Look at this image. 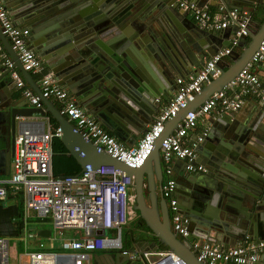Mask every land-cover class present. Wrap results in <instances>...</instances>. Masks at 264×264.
I'll return each instance as SVG.
<instances>
[{
  "label": "water",
  "instance_id": "95a60500",
  "mask_svg": "<svg viewBox=\"0 0 264 264\" xmlns=\"http://www.w3.org/2000/svg\"><path fill=\"white\" fill-rule=\"evenodd\" d=\"M3 1L10 17L18 25L29 27L30 48L45 60L49 57L53 61L51 64L46 62L58 83L70 91L89 115L120 139H124L126 132L137 138L146 130L158 109L155 99L172 91L169 83L173 82V78L189 72L191 67L196 71L208 57L229 45L231 29L218 35L213 30L199 27L186 15L175 11L174 0H168L170 4L166 0ZM190 1L199 6L206 2ZM256 1L263 2L224 0L227 7L244 6L249 9L255 6ZM154 8H157V17L148 15L149 23L155 25H150L143 36H132L135 43H131L143 59L133 57L132 37H117L114 42L110 34L125 19L142 18L143 13ZM237 29V26H232L234 34ZM263 36L264 16L259 23L251 20L249 33L238 37L240 50L234 46L218 62L221 73L204 85L186 107L166 121L150 154L137 168L106 154L101 146L83 137L57 107L49 109L61 127L60 138L68 152L80 162L81 170L106 164L132 177L133 207L142 225L129 232L125 241L128 252L133 248L142 252L150 249L152 252H165L158 264L165 261L172 264H204L190 249L189 237L177 236L170 227L169 210L161 192L160 142L172 132L187 111L202 104L213 92L222 90L238 74ZM223 38H227V42H222ZM0 43L14 67L31 84V74L23 69L1 27ZM8 72L0 73V167L6 160L3 164L5 171L0 169V174L9 172L15 127L20 119L32 113H44L42 108L28 107L13 100L4 79ZM33 89L41 103L47 105L49 98L42 97L39 86L35 84ZM259 104L244 120L238 121V117H232V112L229 115L222 113L214 120L213 128L204 137L209 142L203 140L195 148V162L202 164L206 171L189 172L176 178L174 194L180 212L189 219V236L223 247L235 245L246 234L254 239L264 238V126L261 125L264 106L262 102ZM125 123L132 125L127 128ZM213 136L215 140L212 142ZM181 162L187 171L186 162ZM50 233L49 228L37 230L40 237H48ZM141 251L136 260L149 264ZM173 255L179 258L177 262H173ZM91 258L92 264H132L129 253H94ZM262 262L264 251L250 264Z\"/></svg>",
  "mask_w": 264,
  "mask_h": 264
},
{
  "label": "built area",
  "instance_id": "2783aa9c",
  "mask_svg": "<svg viewBox=\"0 0 264 264\" xmlns=\"http://www.w3.org/2000/svg\"><path fill=\"white\" fill-rule=\"evenodd\" d=\"M181 12H190L193 21L201 28L213 31L237 26L238 29L229 45L208 57L191 75L175 79V89L170 98L158 109L152 122L142 133L138 142L125 146L107 131L94 117L80 107L74 96L59 84L53 72L46 70L42 59L29 46V29L16 26L11 21L5 6L0 2V27L18 56L24 70L38 73L42 97L58 101L59 112L76 127L79 133L103 148L106 154L129 167L141 166L150 154L153 143L163 132L166 121L174 117L187 103L192 101L202 87L221 73L218 62L225 58L237 45L240 35L249 33L251 22L247 10L218 6L214 12L200 7L190 0H174ZM0 58L17 88L29 103L42 106L39 95L29 88L14 69L13 61L0 43ZM264 68V36L248 62L220 91L213 92L202 104L187 111L177 122L172 132L160 142V159L163 180L161 192L169 210L170 227L177 236L189 237V219L180 212L174 194L176 180L172 175L171 162L175 159L186 162L188 172H205L206 168L196 161L195 150L207 134L204 129L195 139L189 132L198 121L215 112L237 111L247 97L258 99L264 106V84L257 67ZM157 97L155 101H159ZM61 136L59 125L47 128L41 122L23 124L14 137V152L10 161V173L0 178V200L7 197L9 188L21 190L26 212L32 209L40 220H48L55 231L53 239L62 241L60 251H25L16 253V264H92L94 253H129L136 260L140 249L128 252L125 229L134 215L132 201L133 179L124 171L112 165L101 164L87 167L72 174L55 175L51 170V141ZM264 176V174H263ZM72 231L71 235L60 237L57 232ZM100 231V233H98ZM28 236H32L30 233ZM44 243H39L42 248ZM190 249L204 264H250L264 251V238L246 237L235 245L223 247L196 237L190 240ZM143 257L154 264L165 252L141 251ZM173 262L179 260L172 256ZM0 264H10L9 244L0 236ZM186 264V263H182Z\"/></svg>",
  "mask_w": 264,
  "mask_h": 264
},
{
  "label": "crops",
  "instance_id": "0c3cea01",
  "mask_svg": "<svg viewBox=\"0 0 264 264\" xmlns=\"http://www.w3.org/2000/svg\"><path fill=\"white\" fill-rule=\"evenodd\" d=\"M166 1H167V3L170 4V2L168 0H166ZM0 2H2V4L5 6V2L3 0H0ZM220 5H222V6L226 7V8H233V7H230V6H228V7L225 6L224 0H206L205 4L203 6H200V7H207L211 12H214L216 10V8L218 6H220ZM254 5L255 6L253 8H251V9H249V7H244V6L242 8H239V9H244V10H247L248 12H251L252 15H253L252 21L259 23V22H261L259 20H261L263 18V16H264L263 13L261 12L262 9L264 8V0H263L262 3H259L258 1H256L254 3ZM171 6L174 7V3H171ZM157 8L151 9L150 11H152V12L149 11L150 13L149 12L143 13L144 15H143L142 18L140 17V18H137L135 20H129V18L125 19L119 26L116 27L117 30L116 29L113 30V32L110 34L112 39H114V42H116L118 40L117 37H119V39H122V38L123 39H130V37H132L134 34L137 35L138 37H140L139 35L143 36L144 32L147 31L150 28V25H155V24H150L149 23V19H150V16L151 17H157V14H158L157 13ZM235 8H237V7H235ZM174 9H175V11L181 13V15H186L189 19H191L193 21L192 15H191L190 12H180V10L177 7H175ZM6 10L8 12L7 8H6ZM8 15H9V12H8ZM9 17H10V15H9ZM10 19L13 22L14 25L21 26V25H18L16 23V21H14L11 17H10ZM22 27H26V28L29 29L28 26H22ZM230 29H231V31H230L229 36H228V40L230 41V39L234 35V33L232 32V27L231 26L226 28V29L218 30V31H215V32L218 35H220L223 32L224 33L229 32ZM28 41H29V44H30L31 43L30 29H29ZM247 41H248V38H247ZM131 42L135 43L134 40H133V37H132V40L130 41V46L133 49V57H136V58L140 57V58L143 59L142 55L140 53H138V50L134 47V45ZM222 42H227V38H223ZM151 45H152V48L154 49V45L152 43H151ZM235 47L238 50H240L239 44L237 46L235 45ZM4 51L6 52L5 49H4ZM34 52H36V51H34ZM36 54H37V52H36ZM40 58L42 59L43 57H40ZM0 60H1V58H0ZM42 61L44 63L45 69L51 71L48 63L51 64V62H53V61H51L49 57L46 60L43 58ZM46 61H48V63ZM14 69L21 76L20 70L18 68H16V67ZM6 70H7V68H3V66L0 63V73L2 71L5 72ZM257 71H258V73L260 75L262 83L264 84V68L259 66V67H257ZM194 72L195 71H194L193 67H191L189 72H187L185 74L178 75L177 77L172 79L173 82L169 83L170 84V88H172V91L171 92L168 91V93H165L164 97L160 98L159 101H155V104L157 105L158 109H159V107L161 105H163L165 103V101L168 98H170L172 96V94L174 92V89H175V79L178 78V77H187V76L193 74ZM29 73L31 74V78H30L31 79V84L27 83L25 80L24 81H25V84L34 91L33 88H35V84L39 86L40 75L38 73H32V72H29ZM4 79L6 81V87H7L8 93L10 92V95H11V97L13 98V100L15 102L24 104V105H26L28 107H34V106H32L29 103L28 99L22 95L21 90L15 86L14 81H13V79L10 76V72H8L6 75H4ZM74 99L76 100L75 97H74ZM76 102L85 111L87 110V109L84 108L83 105L80 104V102H78V101H76ZM259 102L260 101L258 99H256V98L247 97L244 100V102L241 105V107L237 111L232 112V117H234V118L238 117L237 118L238 121L246 119L248 117V115L252 114V112L254 111L255 107L260 105ZM47 103H48L47 105L42 104V106L40 107V108H42V110L44 112L43 114H41L40 112H37V113H32V115H30V116L22 117L20 119V123L15 127L14 136L19 132V129L21 128V126L23 124H28V123H33V122H41L44 125L45 128H47L48 125H51V126L59 125L58 122L53 118V116L51 115V113L49 111V109H51L53 106L58 108V106H59L58 101H56L54 98H49V101H47ZM158 109H157V112H158ZM157 112L155 113L154 117L156 116ZM222 113L229 115L228 114L229 112H215V111H211L209 114H207L206 116L201 118L198 121L196 127L189 132V134H188L189 138L195 139V137L200 132H202L204 129L207 130V134H208V132H210L211 128H213L214 120H216L219 116H221ZM154 117L150 120V122H152ZM150 122H149V124H150ZM125 125L127 126V128H129L130 127L129 125H132V124L131 123L130 124L129 123H127V124L125 123ZM261 125L264 126V120L261 122ZM110 133L112 135H114L112 132H110ZM142 133H143V131L138 135L137 138H135L134 135L131 134L130 132L129 133H127V132L125 133V135L123 137L124 139H120V138L116 137L115 135L114 136L116 137V139L118 141L123 143L125 146H132V145H135L138 142V140L141 137ZM133 138H135V139H133ZM203 140L204 141H208V140H205V139H203ZM214 140H215V137L213 136L211 141L213 142ZM202 141H201V143H202ZM51 150H52L51 170H52L53 174H55V175L72 174V173H76V172L81 171L82 167L80 165V162L74 156H72V154L70 152H68V150L66 149V147H65L62 139L60 138V136L52 138ZM10 161H11V157H10ZM10 161H9V166H8V169H9L8 174L10 173ZM5 163H6V160L3 161L2 167H0V169L3 170V171H5V166L3 165ZM171 169H172V175H173L175 180H176V178L178 176H181V175L186 176L189 173L188 171L184 170V164L181 162V160H178V159H175L174 161L171 162ZM8 174H0V178L1 177H6ZM14 194L15 193H11L8 197L3 199L5 204H13V203H18L19 202V198L20 197L18 198ZM22 208H23V219H24L23 224L24 225H23L22 230H20L19 235L16 236L19 244L21 243V241L26 240L27 238H32L35 235H37V230L38 229L36 230V234H35V232H32V230H34V228L32 226H30L29 224L34 222V221H39V220L36 219L37 217L35 215L33 217L31 215V213L29 214V211L26 212V210L24 208V202H23ZM33 219H35V220H33ZM39 229H41V228H39ZM50 231H51V229H50ZM30 233H32V236H28ZM246 237L251 238L248 234H246L244 238H246ZM42 238H46L48 240V242L47 241L46 242L41 241V242H43L45 244L44 250L51 251V250H48L46 246H48V248H52L54 246L53 243L55 242L56 239H53V241L51 242V239L49 238V236L48 237H42ZM194 238H196V237L189 236L190 240L194 239ZM239 241H241V240H237L236 243H238ZM209 242H211V241H209ZM61 243H62V241H61ZM140 246L143 247V245H140ZM28 247H30V246L23 245L22 249L17 250V251L21 254V253H23L25 251L27 252V251L42 250L41 248H39V245L33 247L32 250L28 249ZM161 250L162 251H166V248H162ZM149 251H152V250L150 249ZM16 253H17L16 251H14L12 253L13 261H12L11 264H16V258H15L16 257ZM261 255H262V253L259 255L258 258H260ZM173 256H175V255H173ZM162 264H172V263L170 261H168V262L165 261ZM261 264H264V263L262 262Z\"/></svg>",
  "mask_w": 264,
  "mask_h": 264
},
{
  "label": "trees",
  "instance_id": "16d2710c",
  "mask_svg": "<svg viewBox=\"0 0 264 264\" xmlns=\"http://www.w3.org/2000/svg\"><path fill=\"white\" fill-rule=\"evenodd\" d=\"M264 15V8L261 11ZM251 20L253 19V15L251 12H249ZM259 21H262L259 20ZM13 188H9V192L7 194V197L11 193H15L19 198L18 203L13 204H5L3 199L0 200V236L2 237H8V236H17L20 233V230L23 228V193L21 190H17L15 192H12ZM10 193V194H9ZM37 220H40L39 218H36ZM35 220V219H33ZM6 223V224H5ZM2 224V225H1ZM5 224V225H4Z\"/></svg>",
  "mask_w": 264,
  "mask_h": 264
},
{
  "label": "rangeland",
  "instance_id": "374dc122",
  "mask_svg": "<svg viewBox=\"0 0 264 264\" xmlns=\"http://www.w3.org/2000/svg\"><path fill=\"white\" fill-rule=\"evenodd\" d=\"M30 213L33 217H34V215L36 216L35 212L32 209H29V214ZM29 225L34 227V230H32V232H35V234H36V230L39 228H49V229H51L52 236L56 237L55 231L52 228V225L48 220L34 221V222L30 223ZM127 226L132 227V224L130 223ZM71 234H72V231H70V230H63L61 233L57 232V235L60 237H64V236L71 235ZM7 239H8V244H9V255L11 256L10 257V264L13 261L12 253L14 251L18 252L17 250L22 249L23 245L30 246V247H28V249L32 250V248L35 246H38L41 241H43V242L47 241L48 242V240L46 238H42V237L37 236V235H35L32 238H27L26 240L21 241L20 244L18 243L16 236H8ZM53 245L54 246L52 248H48V246H46V247L48 250H51V251L63 250L61 248V240L60 239H56L55 242L53 243ZM44 246H45V244H44ZM44 246L41 248L42 250H44ZM44 251H46V250H44ZM148 262H151V261H148ZM133 264H143V263L140 260H133Z\"/></svg>",
  "mask_w": 264,
  "mask_h": 264
},
{
  "label": "flooded vegetation",
  "instance_id": "af4514ba",
  "mask_svg": "<svg viewBox=\"0 0 264 264\" xmlns=\"http://www.w3.org/2000/svg\"><path fill=\"white\" fill-rule=\"evenodd\" d=\"M162 180H163V178H162ZM132 192H134L133 189H132ZM133 195H134V193H133ZM131 205H132V207L134 206V199H133ZM133 212H134V215L132 216L131 221H130V223L132 224V227L127 226V228L125 229V231H126L125 232V238L126 239L129 237L130 231H132V230L136 231V229L141 227V225H142V220L139 219L138 212L134 209V207H133ZM132 264H133V262H132Z\"/></svg>",
  "mask_w": 264,
  "mask_h": 264
},
{
  "label": "bare ground",
  "instance_id": "6f19581e",
  "mask_svg": "<svg viewBox=\"0 0 264 264\" xmlns=\"http://www.w3.org/2000/svg\"><path fill=\"white\" fill-rule=\"evenodd\" d=\"M154 264H158V263L156 262V263H154Z\"/></svg>",
  "mask_w": 264,
  "mask_h": 264
}]
</instances>
